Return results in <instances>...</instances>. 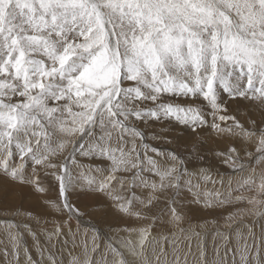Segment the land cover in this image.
<instances>
[{
	"label": "snow or ice",
	"instance_id": "6c2138e0",
	"mask_svg": "<svg viewBox=\"0 0 264 264\" xmlns=\"http://www.w3.org/2000/svg\"><path fill=\"white\" fill-rule=\"evenodd\" d=\"M245 100L264 106V0H0V188L19 184L35 193L55 192L45 208L79 217L71 201L75 192L106 196L122 215L149 221L124 229L138 232L141 244L164 212L168 223L180 225L189 198L210 211L233 203L254 209L264 201L243 191L222 196L192 183L197 173L205 183H216L195 144L187 154L164 150L150 145L138 127L169 121L194 136L206 128L242 136L255 145V154L244 148L245 154L264 166V128L257 130L251 121L248 129L228 111L229 102ZM240 151L232 145L215 155L242 172ZM189 156L201 162L196 171L188 168ZM41 172L49 178L47 187ZM243 185L264 193V174L258 185L251 175ZM161 197L165 209L150 215ZM245 211L223 218L225 231L214 234L221 244L212 262L200 233L188 235L197 237L200 264H264V228L257 242L253 226L246 225L249 243L241 242L243 231L236 227V246L228 247L231 222ZM26 215L32 217L30 211ZM61 229L58 223L55 234ZM168 239L161 234V241ZM112 251L121 254L116 247ZM160 255L166 257L163 247L154 255L156 264ZM26 256L29 264H39ZM71 264H80L79 258ZM143 264H150L147 257Z\"/></svg>",
	"mask_w": 264,
	"mask_h": 264
},
{
	"label": "rangeland",
	"instance_id": "374dc122",
	"mask_svg": "<svg viewBox=\"0 0 264 264\" xmlns=\"http://www.w3.org/2000/svg\"><path fill=\"white\" fill-rule=\"evenodd\" d=\"M253 104H254L253 102H250L247 100L242 101V102H240V101L229 102L228 111H229L230 115L235 116L237 118V120H239L242 124H244L245 127L248 129H252L254 127L253 124L251 123V121H255L256 122L255 128L257 130H259L260 128H264V106H260L258 103H256L255 105H253ZM208 119H209V121H211V117H208ZM68 122L71 123L70 118L68 119ZM230 123L231 122H229V124ZM138 127L147 134V142L150 145L158 146L164 150L175 149L177 152L187 154L191 150L192 145L195 144L198 152L203 157H205V159H206L207 163H205L203 166L207 167L209 164L212 166L210 174L212 176V179L216 181L215 184L211 183L210 181L205 183L201 179V177L199 176L198 173L196 175L192 176L191 177L192 183L193 184L199 183L201 185L202 190L204 188H207L208 190L219 191L222 194V196H223V194H227L229 192L233 193L234 195L233 194L232 195L235 196V195L240 194V191H243V195H245L247 197H253L254 196V197H256V199L258 201H262V200L264 201V193H258L256 185H251V186L243 185V188H241L242 181L244 179H246L247 177H249L250 175L254 177V179L256 180V184L258 185L260 182V176L262 174H264V166L257 165L253 161L252 157L246 155L245 152L243 151L244 148H247L248 151H251L253 154H255V145L251 141L245 140L242 136L220 134V133L212 130L211 128H206L203 132H198V135L194 136L190 132L189 129L182 127V126H179V125H176V124L171 123L169 121L156 123V122H153L150 120V121H148L147 124L139 123ZM165 129H167V130H165ZM154 135L156 136V138H153ZM169 141H171V143H169ZM136 142L139 145V143H140L139 139H137ZM232 145H235L237 148L241 149V151H240L241 160L238 161L237 163H243L245 165V170L242 172H233L232 168L223 164L220 160V157L215 155V153L217 151H227V149ZM149 155H154V154L149 152ZM155 158L158 161H160L162 164L170 163V161H168L163 156H155ZM78 160L80 163L85 164V165L90 163V161L85 157H78ZM201 166L202 165H201V162L199 160H194L189 156L188 168L190 171H196ZM253 170H255V171L253 172ZM30 171L31 170L29 169V172ZM77 171H80V170L77 169L76 171H74L73 174L76 175ZM121 174L122 175H130V173H121ZM40 175H41V179L43 181L44 186L47 187L49 184V178L46 177L43 172H41ZM93 175H95V173H93ZM145 175H149V174L145 173ZM241 175H242V177H241ZM153 178L155 179V177H153ZM188 178L189 177H187V176L185 177V179H188ZM242 178H244V179L241 180ZM221 181H223V183H221ZM16 185L21 186L19 184H16ZM231 185H233V186H231ZM12 186H15V185H12ZM248 188H250L251 190H243V189H248ZM139 191L140 190L138 189L137 192L139 193ZM32 192L33 191H31V193ZM80 194H82V193H79V191L75 192V194H73L71 197V201L81 211V213H83V215L81 217L86 216L87 213H85L83 211V209L78 204H80V202L84 201V198H87V197H90L91 200L93 201L94 206H92V207H94L95 210L100 211L101 216L99 217V219L102 218V215H106L105 214L106 211L111 210V212L113 213L112 203L108 199V197L102 196L103 198L106 197L105 199H103L102 197L100 198V195H97L95 193L94 194L91 193L90 195H88V194L80 195ZM31 195L35 196L40 201L41 205L45 208L44 202H45V199L47 198V196L51 195V196L55 197L56 193L52 192L50 194H40V193L35 194V192H34ZM3 199H5V196H0V205L2 204L6 210L1 209L0 212L7 213V212H9V209L6 208L7 204H5L3 202ZM20 200H21V198H20ZM189 202H190V198H189ZM189 202H188V206H186L184 208L186 215H185L184 221L180 224L181 226L180 225L173 226L172 224H170L168 222L166 223V224H168V225H166L168 227L167 231L170 234V236H168V237L173 239V235L175 234L176 243L173 244L172 240H171V244L169 243V246H170L169 253H166V257H165V255L160 256V264H163V263L165 264V259L167 261V264H174V261L176 259L170 260L168 258H170L172 256V253H174V251H172V249H174L176 246H177L176 247L177 249L176 248L175 249L180 251V254L178 253V257H177V258H179L180 264L185 263L186 259L188 261H191V259H192L191 256L182 259V257H183L182 251L185 252V249L187 247L189 249L191 247L190 239L187 238L186 234H190L192 232L191 230L196 228L194 226H196V224H198V220L196 221V223L192 222V220L189 223H186V221H187L186 219H188L191 215H193L196 212L198 214L203 215L199 219H201V218L202 219H205V218L208 219L207 222H206V220L203 221L205 224V228L203 227V229H205L206 233L209 236H211L210 231L212 229H213L212 232H214L212 234H215L216 230L220 229V228H221V230H220L221 232L225 231V222H224L223 218L225 216H227L228 213L234 212L236 209H244V210H246L244 212V214H242V215H240L234 219V221H233L234 223H233L231 231H232V233H234L235 228L240 227L242 225L240 227L243 231V237H242L241 242H244V240H248V242L250 243L251 239L248 238V236H247L248 235L247 234V228L245 226L246 225H252L253 231H255L254 233L256 235V240H257V242H259L262 227H264V217L259 216V212H264V203H257L255 205L254 209H253L252 205H248L247 203H233L230 205H225L221 208H217L215 211H210V210H207V209L200 207L197 204H193V203H191V202L189 203ZM104 205H106V206H104ZM193 205H195V206H193ZM20 206H22V205H19L18 206L19 208L17 207V209L15 208L16 211L14 212L13 215L17 216L19 213L22 212L21 211L22 207L20 209ZM100 207H102V208H100ZM45 209L49 211V208H45ZM88 209H90V205H89ZM164 209H165L164 197H161V200L158 203L154 204L150 215H159V214H161L162 210H164ZM193 209H196V211H192ZM17 210H20L19 213L17 212ZM53 211L54 210H51V209L49 211L51 216H53L55 214L54 216H55V218L57 217L56 219L65 220V221H66V219H68L67 221H69L70 217H68L69 215L66 214V212H58V211L53 212ZM24 212H25L24 218H26L25 221L30 224L31 223L30 220L34 219L33 215H35V214H34V212L30 211L32 213L33 217L29 218L28 216L26 217V213L28 211H24ZM109 213H110V211L108 212V214ZM164 217L169 218L167 212L163 213L162 219L160 221H158V223H157L158 225L156 224V226L154 227L155 229L157 227L156 230L162 229L163 227H160V226L165 225V218ZM240 217H242V219ZM213 218H215L218 221L217 224H214L211 222L213 220ZM238 218H240L241 222H238L239 221V220H237ZM92 221H94V224H93L94 227H92V229L97 227L96 229H98V230L100 229L99 231H101V232L106 231L107 232V230H106L107 226H106V224H102V221H97V222L95 220H92ZM199 224H201V223L199 222ZM262 224H263V226H262ZM98 225L99 226L101 225V226L99 227ZM114 225H115V223H114ZM125 227H126V225H124V228ZM180 228H183L186 231L181 232ZM245 228H246V230H245ZM14 229L16 230L17 235L20 238H22L21 244H27L28 241L30 242L32 240V239L28 240L27 237H25V235L23 234V232H20V231H22V228L15 226ZM30 229H31V226H30ZM90 229H91V226H90ZM96 229H94V230H96ZM178 229H179V231H178ZM189 229H191V230H189ZM119 231H121V230H119ZM32 232L35 234H36V232H34L33 230L30 232L31 236L33 237L35 235H33ZM183 233H185V234H183ZM87 235H88V237L92 236V238L94 239L93 240L94 243H95V241H97V239H99L98 237H96V240H95L94 236H97V235L90 234V233H88ZM233 235L234 234L230 235V237H229L230 241H228V243H230V244H233L231 241L233 239ZM183 236H186L185 242H182V240H181ZM119 240H113V242L110 241L109 245H113L116 248L121 247L122 244L124 243V240L123 239H119ZM213 240L218 241V242H216V244L218 245L220 238H213ZM4 241H5L6 245H4L2 247L0 246V264H10V263L11 264H20L19 261L17 262V260L14 259V255H13L14 253L11 254V250L14 249L13 245L11 246L10 241H8L6 239H4ZM188 241H189V244H188ZM57 242H58L57 240L54 242L55 246L58 245ZM118 244H121V246ZM164 246H166V244H164ZM232 247L233 246H230V248H232ZM44 248H47V246L45 244L42 245L43 251L45 250ZM234 248H235V246L233 247V249ZM104 250H105V252L107 251L106 253H108L109 255L111 254L109 252V249L107 250V248L105 246H104ZM5 251H7V253H8L7 257L5 254H3V253H5ZM31 252L32 251L30 250V253L29 252L28 253L31 254ZM122 253H123V251H122ZM213 253H215L214 248H213ZM34 255H35V259L33 261L38 262L37 259L41 258V256L37 252V254L36 253L32 254L31 257ZM229 255H231V254H229ZM180 256H182V257H180ZM213 258L217 259L216 256H213ZM118 259H119V261H120V259L122 260L121 257H119ZM41 260H42V258H41ZM171 261H172V263H171ZM154 263L156 264V260L151 259L150 264H154ZM55 264H57V263H55ZM92 264H94V261H92ZM131 264H132V261H131Z\"/></svg>",
	"mask_w": 264,
	"mask_h": 264
},
{
	"label": "bare ground",
	"instance_id": "6f19581e",
	"mask_svg": "<svg viewBox=\"0 0 264 264\" xmlns=\"http://www.w3.org/2000/svg\"><path fill=\"white\" fill-rule=\"evenodd\" d=\"M255 104L256 103H254L253 105H255ZM241 177H242V175H241ZM243 179L244 178H242L241 180H243ZM231 186H233V185H231ZM31 191H32V189L28 186H17V185L12 186V185H10V186L0 188V196H5V199H3V202L5 204H7L6 208L9 209V212H7V213L0 212V246L2 247L4 245H6L4 239L10 241L11 246L13 244H15L16 248L11 250V254H13L15 252H19L18 261L20 264H29L26 253L29 254L30 250L32 251L31 254H29L30 256L34 253L37 254V252L41 256L42 260H41V258L37 259L39 264H53V262H55L57 264H71V261L73 260V258H79L80 264H84V260L86 258L90 261H94V264H119V259H118L119 257H121L123 260H126L129 264H131V261H132V264H143L144 257H147V259L151 262V259L152 260L154 259V255H159L161 247H163L165 253H169V249H170L169 243L171 244L172 238L169 237V239L167 241H161L160 240L161 234L170 236V234L167 231L168 227L166 226V225H168L166 223L168 222L169 218L164 217L165 218V225L160 226V227H163L162 229L156 230L157 227H156V229L153 227L151 229V234L143 241V244H141L139 233L138 232H132V233L126 232L124 230L125 229L124 225L139 228V227H143V226L148 225L149 224L148 220H137L134 217L122 215L121 213H119L115 210L113 205H112L113 213L111 212V210H109L110 211L109 214H108L109 211H106L105 212L106 215H102V218L99 219V217L101 216V213H100V211L95 210V208L92 207V206H94V203L90 197L84 198V201H82V202H80V204H78L83 209V211L85 213H87L86 216L81 217L83 215V213H82V215L79 217H75V216L70 217L69 221H67L68 219H66V221L65 220H59V219H56L57 217L55 218V216H54L55 214L53 216L50 215V213H49L50 208H49V211L46 210L41 205L40 201L35 196L31 195L34 193V192L31 193ZM35 194H37V193H35ZM90 194H88V195H90ZM231 194H233V193H231ZM80 195H82V194H80ZM101 197L102 196H100V198ZM20 198H21V200H20ZM105 198L106 197H104L103 199H105ZM19 205H22V206H20V209L22 207V210H21L22 212L19 213L17 216L13 215L14 212L16 211L15 208L17 209V207ZM89 205H90V209H88ZM104 206H106V205H104ZM187 206H188V204H187ZM193 206H195V205H193ZM100 208H102V207H100ZM1 209H5L2 204L0 205V210ZM24 211H28V212L32 211L35 214V215H33L35 220L31 219L30 224L25 221L26 218H24L25 217ZM53 212H55V211H53ZM200 215L201 214H198L197 212L194 213L188 219H186L188 221V222L186 221V223H189L191 220H192V222L196 223V221L198 220V224H196V226H194L196 228H194L192 230L189 229V230H191L192 232L200 233V239H202L204 241L205 246H206L207 260L209 262H212V261L216 260L213 258V256H216L215 253H213V248L215 249L216 247H218L221 244V241L219 240V244L217 245L216 242H218V241L213 240V238H214V234H212V233H214V232H212L213 229L211 231L209 230L211 233V236H209L206 233L205 229H203V227L205 228V224L203 221L206 220V222H207L208 219L207 218L199 219L200 217L203 216V215H201V216ZM26 217H27V215H26ZM240 218L242 219V217H240ZM240 218L237 219V220H239L238 222H241ZM92 220H95L96 222L102 221V224H106L107 232L106 231L101 232V231H99L100 229L98 231H96L97 227L94 228L96 230L92 229L93 224H94V221H92ZM5 221L8 222L7 226L5 224ZM233 221L231 222L232 226L234 223ZM199 222L201 224H199ZM58 223L62 225V229H61V232L59 234H55V228H56ZM114 223H115V225H114ZM215 224H217V223H215ZM24 225H30L31 229L30 230L26 229L24 227ZM15 226L22 228V231H20V232H23V234L25 235V237H27L28 240H30V239H32V240L30 242L28 241L27 244H21L22 238H20L17 235V232L14 229ZM90 226H91V229H90ZM262 226H263V224H262ZM262 228H264V227H262ZM32 230L34 232H36L35 236H33V237L30 234V232ZM119 230H121V231H119ZM219 230H221V228ZM245 230H246V228H245ZM178 231H179V229H178ZM86 233L97 235V236H94L95 240H96V237H98L99 239H97V241H95V243H94L93 242L94 239L92 238V236L88 237V235ZM9 234H12L13 236H15V240L10 239ZM183 234H185V233H183ZM186 235L188 237L189 234H186ZM50 236H51V238H49ZM119 239H123L124 243L122 244V246H121V244H118L122 247V248L118 247L121 254L116 255L112 251V248L114 246L109 245V243H110V241L113 242V240H119ZM56 240L58 241L57 246L54 245V242ZM181 240H182V242H185L186 236H183ZM129 241H130V244L128 243ZM231 241L233 244L228 243V247L236 246V240H235L234 235H233V239ZM190 242H191L190 249L187 247L185 249V252L182 251L183 257L182 256H180V257H182V259L187 258L189 256L192 257L191 261H188L186 259V264H200V256H199V252H198L197 247H196L197 237L193 235V237L190 239ZM44 244L47 246V248H44L45 250L43 251L42 245H44ZM164 244H166V246H164ZM188 244H189V241H188ZM104 246L107 248V250L109 249V252L111 253L110 255L108 253H106L107 251L105 252ZM122 251H123V253H122ZM172 251H173V249H172ZM220 251L223 252L224 249L221 247ZM134 252L135 253L143 252V256L134 255ZM178 253L180 254V251L176 250L174 253H172V256L168 259H170V260L177 259ZM160 256H164V255H160ZM31 259L34 260L35 255L32 256ZM171 263H172V261H171ZM183 264H185V263H183Z\"/></svg>",
	"mask_w": 264,
	"mask_h": 264
}]
</instances>
